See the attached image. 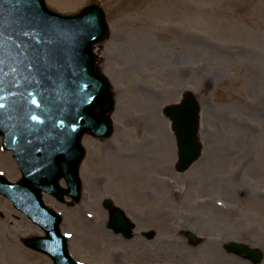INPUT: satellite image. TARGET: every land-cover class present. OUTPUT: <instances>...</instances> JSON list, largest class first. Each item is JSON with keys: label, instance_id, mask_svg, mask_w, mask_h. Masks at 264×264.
<instances>
[{"label": "rangeland", "instance_id": "obj_1", "mask_svg": "<svg viewBox=\"0 0 264 264\" xmlns=\"http://www.w3.org/2000/svg\"><path fill=\"white\" fill-rule=\"evenodd\" d=\"M93 2L111 28L97 51L114 86L116 128L84 138L81 202L44 195L64 216L72 254L83 264H254L222 244L246 241L264 253V0H46L63 13ZM186 89L201 103L204 151L181 173L163 109ZM0 172L21 176L1 137ZM105 198L136 223L132 239L108 227ZM150 229L153 240L143 235ZM185 229L210 245L192 246ZM35 234L41 229L0 194V264H54L24 244Z\"/></svg>", "mask_w": 264, "mask_h": 264}, {"label": "water", "instance_id": "obj_2", "mask_svg": "<svg viewBox=\"0 0 264 264\" xmlns=\"http://www.w3.org/2000/svg\"><path fill=\"white\" fill-rule=\"evenodd\" d=\"M108 33L105 13L96 3L77 14H61L48 9L45 0H0V133L23 172L16 183L0 175V192L45 230L46 236L25 242L49 254L55 264L79 263L62 234L61 215L44 204L42 191L79 201L83 136L105 138L114 131L112 84L101 73L94 52ZM164 113L177 138L176 168L186 171L203 148L200 102L187 90L181 102L166 106ZM62 178L67 190L60 186ZM104 204L111 211L109 226L131 237L135 225L124 210L111 199ZM229 248L253 252L237 245Z\"/></svg>", "mask_w": 264, "mask_h": 264}, {"label": "flooded vegetation", "instance_id": "obj_3", "mask_svg": "<svg viewBox=\"0 0 264 264\" xmlns=\"http://www.w3.org/2000/svg\"><path fill=\"white\" fill-rule=\"evenodd\" d=\"M204 243V245L206 244V245H210V243L208 242V238L207 237H204V238H202L201 240H200V242L198 243V245L196 246V247H198V246H200L201 244H203ZM200 264H210L208 261H207V259H203L202 257H201V259H200Z\"/></svg>", "mask_w": 264, "mask_h": 264}, {"label": "bare ground", "instance_id": "obj_4", "mask_svg": "<svg viewBox=\"0 0 264 264\" xmlns=\"http://www.w3.org/2000/svg\"><path fill=\"white\" fill-rule=\"evenodd\" d=\"M99 53V52H98ZM99 55H102L101 53H99ZM201 139H202V137H201ZM202 141H203V139H202ZM122 161V160H121ZM32 233H34V232H32Z\"/></svg>", "mask_w": 264, "mask_h": 264}]
</instances>
